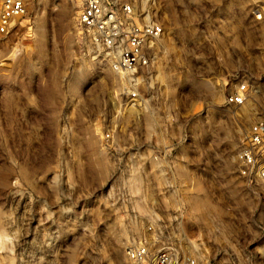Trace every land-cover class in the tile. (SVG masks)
Listing matches in <instances>:
<instances>
[{
    "label": "rangeland",
    "instance_id": "obj_1",
    "mask_svg": "<svg viewBox=\"0 0 264 264\" xmlns=\"http://www.w3.org/2000/svg\"><path fill=\"white\" fill-rule=\"evenodd\" d=\"M130 1L163 34L128 76L81 0H25L0 34V264H128L148 225L196 264H264V179L237 161L264 118L260 0Z\"/></svg>",
    "mask_w": 264,
    "mask_h": 264
},
{
    "label": "built area",
    "instance_id": "obj_2",
    "mask_svg": "<svg viewBox=\"0 0 264 264\" xmlns=\"http://www.w3.org/2000/svg\"><path fill=\"white\" fill-rule=\"evenodd\" d=\"M260 3L253 14L264 27V0ZM26 11L25 0H0V34H7ZM76 22L82 37L101 48L107 60L111 57V69L123 76L149 66L154 47L163 34L161 24L130 0H81ZM260 71L264 76V51ZM135 96L131 93L130 99ZM247 98V87L242 84L229 93L227 103L241 106ZM263 153L264 118H260L251 125L246 143L237 154L241 175L264 179V162L259 157ZM124 254L128 264H196V258L176 237L150 225L126 245Z\"/></svg>",
    "mask_w": 264,
    "mask_h": 264
},
{
    "label": "bare ground",
    "instance_id": "obj_3",
    "mask_svg": "<svg viewBox=\"0 0 264 264\" xmlns=\"http://www.w3.org/2000/svg\"><path fill=\"white\" fill-rule=\"evenodd\" d=\"M123 76V75H122Z\"/></svg>",
    "mask_w": 264,
    "mask_h": 264
}]
</instances>
